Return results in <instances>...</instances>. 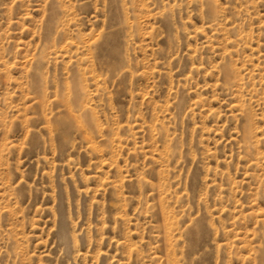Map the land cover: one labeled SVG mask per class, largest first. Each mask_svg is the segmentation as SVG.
<instances>
[{
    "label": "rangeland",
    "instance_id": "rangeland-1",
    "mask_svg": "<svg viewBox=\"0 0 264 264\" xmlns=\"http://www.w3.org/2000/svg\"><path fill=\"white\" fill-rule=\"evenodd\" d=\"M0 264H264V0H0Z\"/></svg>",
    "mask_w": 264,
    "mask_h": 264
}]
</instances>
